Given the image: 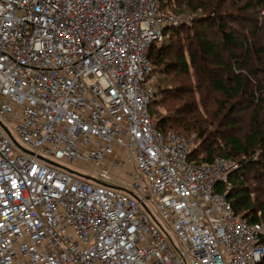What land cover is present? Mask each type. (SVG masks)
Here are the masks:
<instances>
[{
	"label": "built area",
	"instance_id": "obj_1",
	"mask_svg": "<svg viewBox=\"0 0 264 264\" xmlns=\"http://www.w3.org/2000/svg\"><path fill=\"white\" fill-rule=\"evenodd\" d=\"M161 3L0 0V264H264V224L218 192L238 166L151 114Z\"/></svg>",
	"mask_w": 264,
	"mask_h": 264
},
{
	"label": "trees",
	"instance_id": "obj_2",
	"mask_svg": "<svg viewBox=\"0 0 264 264\" xmlns=\"http://www.w3.org/2000/svg\"><path fill=\"white\" fill-rule=\"evenodd\" d=\"M171 1L162 0L161 7L167 14H174L175 18L180 21V12L166 11ZM181 1H186L183 6L196 13L202 10V15L194 21L195 25H200V30L192 33V37L187 38L186 42L180 39L182 43L178 47L177 58L166 63L170 52L174 49L172 46L164 45L165 42L174 37L177 38L182 31L190 28L189 25H181V22L167 26L164 30L163 41L154 44L150 49L149 56L154 66L153 72L164 66L169 75L165 82L171 83L177 79L185 82L191 77V69H194L196 81L204 82L207 88L222 95L225 108L230 106L231 109L228 113L223 107L217 112H212L203 107V111L194 101V97L189 96L193 94L192 90L163 89V82H160L155 85L157 91L154 90L155 95L150 111L153 109L157 94L168 96L162 101L166 115L157 119L158 130L163 134L174 133L188 140L189 137L195 136L200 146H193L192 162L198 165H211L218 160L232 162L233 159H241L234 161L238 170L230 175L228 180L230 188L228 184L223 183L218 187V192L226 196L236 215L250 224H262L264 220V182L261 181L260 193L254 197L255 192L247 186L245 178V174L249 172H253L255 178L260 180L264 178V174L257 176L261 170L264 171V117H262L264 113V72L259 71L262 70L259 68L264 66V61L261 59L264 58V47H259L258 41L263 33L262 29L252 21L255 28L249 31L245 40L240 41L236 33L230 31L232 27L224 24L225 19L222 14L225 7L220 4L221 0H178L179 5ZM245 1L243 6H238L236 2L233 4L238 16L249 15L248 12L255 7H262L264 11V0ZM208 28H217L219 33H208ZM218 35H220L219 40ZM185 52L189 58L186 57ZM170 73H175L176 76L171 77ZM242 106L252 107L253 110H251L255 114L251 119L249 131L242 137L235 135L227 138L223 149H219L211 142L215 136L213 128L234 114L238 116L247 114L246 109L240 108ZM152 115L155 117V114ZM167 127L171 130L167 131ZM184 134L189 136L186 137ZM219 152H221L220 155H218ZM218 156L220 159H217Z\"/></svg>",
	"mask_w": 264,
	"mask_h": 264
},
{
	"label": "rangeland",
	"instance_id": "obj_3",
	"mask_svg": "<svg viewBox=\"0 0 264 264\" xmlns=\"http://www.w3.org/2000/svg\"><path fill=\"white\" fill-rule=\"evenodd\" d=\"M185 2L186 1H183V2L181 1L180 2L181 5H179L178 0H172L169 3L167 10H166V11L171 12V13H172V11L175 13L180 12L181 13V17H179L180 22H181L180 24L181 25L186 24V25H189L188 27H190V28L182 31L181 35H178L177 38L174 37L173 39H170L169 41L165 42L164 45L172 46L174 49L172 52H170L166 63L169 61H174L177 58L178 47L182 43V42H180V39H181V41L186 42L187 38L192 37V33L198 32L200 30V25H195L194 21H196V18L199 15H202V13H203L202 10H200L198 13H196L194 10L188 9L187 7L183 6L185 4ZM219 2L221 5H224L223 7H225L224 12L222 14V17H223V19H225L224 24L230 25L232 27V29L230 31L235 32L236 36L238 37V39L240 41L245 40L249 31H251L255 28V26H253V24H252V21H254L255 25L258 24V26L262 29V32H263L258 38L259 47H264V11H263L262 7H255L253 10L248 12L249 15L238 16L237 9L234 8L233 4L236 2L238 4V6H243L246 3L245 0H221ZM256 2H257V0H256ZM171 15L174 16V14H171ZM174 17H176V16H174ZM208 33L218 34L219 32H218L217 28H208ZM218 36L219 37H217V39L219 40L220 35H218ZM185 55L187 58H189L187 52H185ZM261 59H263V61H264V58H261ZM154 62H156L155 59H154ZM156 66L158 67V65H156ZM257 67H259V66H257ZM259 69H262L259 71L264 72V66H262ZM190 73H191V77H190V79H188V81L185 80V82H184L183 80L177 79L174 82L168 83L165 81H166V79H168L169 75L163 66V67L157 68L152 73V75L149 78V81L151 83L152 88L154 87L153 90H155V91H157L155 88V85L160 84V82H163V84H162L163 89H176L177 88V89H185L187 91L192 90L193 94L189 95V96L194 97V101L196 102V104H198V106L201 108V110H203V107H206L212 112H217V111H219V109H222V107H223V109H227L226 110L227 113L230 112L231 107L229 106V107L225 108V106H224L225 100L222 97V95H220L219 93H215L214 91L207 88V86H206V84H204V82L198 83L196 81V73H195L194 69H191ZM170 75H171V77L176 76L175 73H170ZM189 96H187V97H189ZM167 97L168 96L166 94H164V95L157 94V98L155 99L154 104H153V109H151V113L155 114L156 119H160L166 115V112H165L164 108L162 107V104H163L162 101L164 99H167ZM240 108L246 109L247 114H243L241 116L234 114L233 116H231L230 118H227L226 120H223V122L221 124L219 123L218 125H216L213 128V130L215 132V136H214V138H212L211 142L215 146H218L219 149H223V147L225 145V140L227 138L235 136V135L242 137L243 135H245L249 131V125L251 123V119L255 115L254 112L252 111L253 108L252 107L250 108L247 106H242ZM262 117H264V113H263ZM234 121L235 122L237 121V122L233 123ZM166 130L170 131L171 129H168V127H167ZM184 135L186 137L189 136L187 134H184ZM13 136L15 137V139L18 142L21 143V141L19 140V138L17 137V135L15 133H13ZM189 140L192 142V145L194 147L200 146V142L195 140V136L189 137ZM220 154H221V152L218 153V155H220ZM217 159H220V157L218 156ZM237 160H241V159H237ZM237 160L233 159L232 162L231 161H225V162L234 164V161H237ZM63 166H64V168H66V169H68L74 173L80 174V175L89 176L91 174V165L86 164V163H79V162H77L75 164L63 163ZM232 174L233 173H231L230 175H232ZM260 174L263 175L264 171L261 170L259 172V174H257V176ZM245 175H246L245 178L247 179V186H249L255 192L254 197H256L257 193H260L259 189H261V183L264 182V178H262L261 180L258 178H255L253 172H249ZM229 178H230V176H229ZM263 197H264V195H263ZM149 208H150V211L152 212L153 216L155 217V219L159 222V224H161L165 228L167 233L170 235V237L174 241L175 245L179 249L182 250L179 240L177 239L175 234L172 232V230L170 229L168 224H166L165 222L162 221L161 217L158 215V213L154 210V208L152 206H149ZM262 224H264V220H263Z\"/></svg>",
	"mask_w": 264,
	"mask_h": 264
},
{
	"label": "water",
	"instance_id": "obj_4",
	"mask_svg": "<svg viewBox=\"0 0 264 264\" xmlns=\"http://www.w3.org/2000/svg\"><path fill=\"white\" fill-rule=\"evenodd\" d=\"M51 164H52V163H51ZM69 172L74 173V172H72V171H70V170H69ZM85 178L87 179L88 177H85Z\"/></svg>",
	"mask_w": 264,
	"mask_h": 264
}]
</instances>
